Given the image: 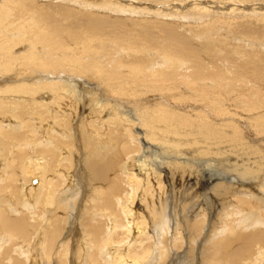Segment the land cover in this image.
Segmentation results:
<instances>
[{"label":"bare ground","instance_id":"1","mask_svg":"<svg viewBox=\"0 0 264 264\" xmlns=\"http://www.w3.org/2000/svg\"><path fill=\"white\" fill-rule=\"evenodd\" d=\"M0 169V264H263L264 0H0Z\"/></svg>","mask_w":264,"mask_h":264},{"label":"rangeland","instance_id":"2","mask_svg":"<svg viewBox=\"0 0 264 264\" xmlns=\"http://www.w3.org/2000/svg\"><path fill=\"white\" fill-rule=\"evenodd\" d=\"M137 2V1H136ZM162 5L160 4H151V3H140V6L139 8H141V10H143L144 8H158V7H161ZM187 10V9H186ZM189 17L192 18V15H191V12L189 13ZM196 17V16H195ZM44 140L42 138V136L40 135L38 137V141H42ZM1 176H4L3 178ZM7 172L4 170V169H0V188H3V189H10L9 188V185L6 183V179H7ZM6 183V184H5ZM5 185V186H4ZM74 185H75V182H74ZM74 187V186H73ZM72 188V187H71ZM6 198V197H5ZM227 208V215H225L223 213V210H217L215 211V215H214V219H213V222H211V229H217V230H220L221 227L226 223L228 224L230 222V220L233 219V217H230V212H231V208H229V206H225ZM233 212H238L236 210H232ZM262 227L264 228V225H262ZM204 245V244H203ZM202 245V246H203ZM3 249H4V246L2 244H0V255L2 254L3 252ZM38 245H36V243H34L33 245V249H31L30 251H26V250H23L22 253L24 254H27L26 256H24L23 258L25 259L24 261V264H40V261H39V258H38ZM180 252H184V249L181 250ZM186 253V251L184 252ZM264 255V254H263ZM262 255V256H263ZM112 257V256H111ZM27 259V260H26ZM264 264V262H263Z\"/></svg>","mask_w":264,"mask_h":264}]
</instances>
